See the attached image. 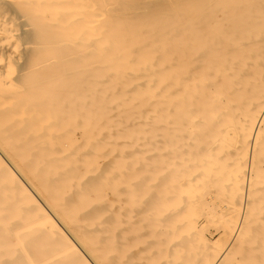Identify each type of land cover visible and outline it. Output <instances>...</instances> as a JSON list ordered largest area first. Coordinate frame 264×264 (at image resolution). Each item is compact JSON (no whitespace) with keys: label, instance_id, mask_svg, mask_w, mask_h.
Returning a JSON list of instances; mask_svg holds the SVG:
<instances>
[{"label":"bare ground","instance_id":"obj_1","mask_svg":"<svg viewBox=\"0 0 264 264\" xmlns=\"http://www.w3.org/2000/svg\"><path fill=\"white\" fill-rule=\"evenodd\" d=\"M262 162L264 0H0V264H224Z\"/></svg>","mask_w":264,"mask_h":264},{"label":"rangeland","instance_id":"obj_2","mask_svg":"<svg viewBox=\"0 0 264 264\" xmlns=\"http://www.w3.org/2000/svg\"><path fill=\"white\" fill-rule=\"evenodd\" d=\"M262 164L264 165V162H262ZM223 178H220V180ZM227 180L228 181L225 180V182H223V185H226V182L227 184L228 182H230L229 179ZM262 200L264 201V199ZM263 201L261 202L263 203ZM218 204L217 206H219V209H220L221 206L220 204L219 205ZM263 211H264V207L262 206L261 210L256 211L254 215L252 214V216L248 217V220H247L248 222H246L245 225L243 226L244 230L238 236V238H236L235 241H233L231 245L229 244V242L231 241L232 237L235 234V231L237 228L236 225L240 219V216L234 215L232 217V219L234 220V224L229 226L228 228H225V221L227 219L226 217H228L225 215L226 214L225 212L224 213L222 212L223 215H225L223 216L222 213H220L219 211L218 214H215V216H213L215 218L213 222H211L210 220H209L210 222L208 223L206 222L209 226L212 223L210 227L207 224H204L206 219L204 217H201L200 228H199V231H197L198 233H196L197 239L195 240V243H193L194 245L186 250L188 251L190 250L191 252H194L197 254L201 253V255L204 253L205 255H203L204 258L202 256V259L206 260L207 257H209L210 261H212L213 259H215V256L217 254L222 253L224 250H226V247L227 248L231 247L230 250L228 251V254H226V256L224 257V260H223L224 264H227V263L230 264V262L231 264H264V213ZM219 214H221L222 217L221 215L219 217ZM216 215H218V217ZM206 238H208V240L210 239L211 241L210 244H209V241L206 240ZM206 254L207 255L209 254V255L205 257Z\"/></svg>","mask_w":264,"mask_h":264}]
</instances>
